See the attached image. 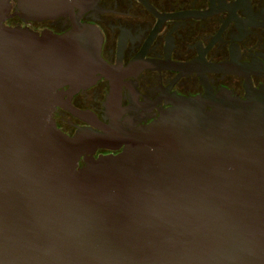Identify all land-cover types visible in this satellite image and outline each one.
Returning a JSON list of instances; mask_svg holds the SVG:
<instances>
[{
    "label": "water",
    "instance_id": "obj_1",
    "mask_svg": "<svg viewBox=\"0 0 264 264\" xmlns=\"http://www.w3.org/2000/svg\"><path fill=\"white\" fill-rule=\"evenodd\" d=\"M10 1L0 0V264H264V88L175 97L122 151L94 157L111 128L69 137L49 116L63 103L56 88L95 80L100 35L80 23L61 34L5 26ZM70 4L16 0L26 20Z\"/></svg>",
    "mask_w": 264,
    "mask_h": 264
},
{
    "label": "flooded vegetation",
    "instance_id": "obj_2",
    "mask_svg": "<svg viewBox=\"0 0 264 264\" xmlns=\"http://www.w3.org/2000/svg\"><path fill=\"white\" fill-rule=\"evenodd\" d=\"M74 23L96 29L101 62L88 85L71 94L69 84L56 88L63 103L49 118L69 137L111 128L115 136L95 146L94 157L122 151L124 137L175 97L222 92L244 99L247 86L264 88V0H71L42 20L23 19L11 0L3 21L35 34H61Z\"/></svg>",
    "mask_w": 264,
    "mask_h": 264
}]
</instances>
